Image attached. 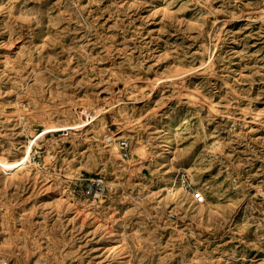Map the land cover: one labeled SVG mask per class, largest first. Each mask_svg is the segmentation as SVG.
<instances>
[{"label":"rangeland","instance_id":"1","mask_svg":"<svg viewBox=\"0 0 264 264\" xmlns=\"http://www.w3.org/2000/svg\"><path fill=\"white\" fill-rule=\"evenodd\" d=\"M44 117L80 127L34 145ZM22 144L0 264H264V0H0V153Z\"/></svg>","mask_w":264,"mask_h":264},{"label":"bare ground","instance_id":"2","mask_svg":"<svg viewBox=\"0 0 264 264\" xmlns=\"http://www.w3.org/2000/svg\"><path fill=\"white\" fill-rule=\"evenodd\" d=\"M209 64V63H208ZM203 65V63L201 64V66ZM208 66V65H207ZM199 67V66H198ZM204 67V66H203ZM201 68V67H200ZM199 68V69H200ZM207 68V67H205ZM198 69V70H199ZM196 70V69H195ZM186 72L189 70H185ZM182 72V71H181ZM180 73V72H179ZM200 74V73H199ZM156 80V79H155ZM158 84L160 83H164V82H169L167 80L164 81H159V79H157ZM154 86V85H153ZM148 87V86H147ZM190 89V88H189ZM143 90V89H142ZM172 90V89H171ZM192 91V90H191ZM139 92V91H138ZM190 92V91H189ZM150 93V92H149ZM148 93V94H149ZM182 92H180L181 94ZM193 93V92H191ZM190 93V94H191ZM189 95V94H188ZM99 96V95H98ZM179 96V95H178ZM191 96V95H189ZM194 96V95H193ZM149 97V96H148ZM196 97V96H195ZM200 97V96H199ZM183 98V97H182ZM186 98V97H185ZM148 99V98H147ZM167 101V100H166ZM192 103V102H191ZM197 103V102H196ZM191 105V104H190ZM163 107V106H162ZM160 109V108H159ZM98 114V116H95L94 118L96 119V121L100 122V124L102 125V122L100 121L101 118V110H96L94 115ZM93 115V116H94ZM141 116V115H140ZM93 118V119H94ZM136 118V117H135ZM139 119V118H138ZM134 120V119H133ZM42 123H43V130L41 132H39L36 135L34 134V141L32 144L34 145H39V143L43 140H45V136L47 134H49L50 136V142L54 141V133L56 132H62V131H68L69 135L71 133V130L76 129L78 127H80V123H78V121L73 122V123H69V122H65L62 124L59 123H54L53 121L47 119V118H42ZM90 129H94V124H92V126L90 127ZM89 129V131H91ZM92 137V136H91ZM111 138L109 136H105L104 137V141L108 142ZM102 142V141H101ZM16 151L15 152H10V151H3L0 153V180H13L17 175L22 174V176L24 177V180L26 179H34L36 176V172H34L33 170H30L29 168H26V163H28L29 161V156H28V151L30 149V146H27L26 144H22L20 147H16L15 148ZM148 154V153H147ZM18 168V169H17ZM14 171V173H12ZM178 178V177H177ZM179 180L175 179L174 184L176 185L177 182ZM43 184V183H42ZM40 185V184H39ZM46 185V183H45ZM48 188V187H47ZM35 190V189H34ZM198 193V196L201 198L200 201H203V196H202V192L200 190H195L194 193L192 194L191 200L196 202L195 198H194V194ZM63 200V199H62ZM65 204L68 205V207L72 206L71 204L68 203V201H65ZM2 206V205H1ZM85 212V211H84ZM99 225V224H98ZM100 226V225H99ZM101 227V226H100ZM109 231V230H108ZM111 235V234H110ZM114 243V242H113ZM111 245V244H110ZM118 245V244H117ZM114 246V245H113ZM120 247V246H118ZM2 262V261H0Z\"/></svg>","mask_w":264,"mask_h":264},{"label":"built area","instance_id":"3","mask_svg":"<svg viewBox=\"0 0 264 264\" xmlns=\"http://www.w3.org/2000/svg\"><path fill=\"white\" fill-rule=\"evenodd\" d=\"M118 155L120 159H126L129 156V145L126 140H121L117 144ZM84 193L88 199L95 201L102 193V179L101 178H88L85 179ZM197 198V196H196Z\"/></svg>","mask_w":264,"mask_h":264}]
</instances>
